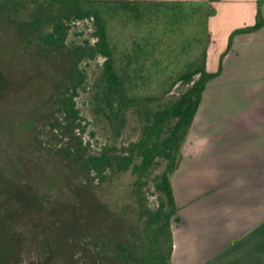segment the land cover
I'll return each instance as SVG.
<instances>
[{"label":"rangeland","instance_id":"rangeland-1","mask_svg":"<svg viewBox=\"0 0 264 264\" xmlns=\"http://www.w3.org/2000/svg\"><path fill=\"white\" fill-rule=\"evenodd\" d=\"M5 1L0 0V62H3L2 68L11 84L3 92L6 102L0 103V175L14 174L35 201L34 207L29 206L20 217V222L16 223L14 234L20 246L19 257L17 262L11 259L10 264H43L44 253L37 241L41 233L49 237L58 251L49 264H68L61 255L65 251L66 254L69 247L72 252H78L77 258L80 261L83 259L80 252L85 249L89 262L96 257V262L94 260L92 264H111L109 255L115 251L114 243L120 239L119 234L134 241L133 236L137 234L134 228L138 227L137 223L122 225L124 221L113 209L116 207L112 199L117 195L115 191L119 195H126L124 199L121 198L124 211H129L132 203L136 204L139 212L155 210L160 199L155 185L169 160L158 157L138 183L131 170L122 173L108 171V177L102 181L94 178V173H81L72 161L69 162V159L59 154L65 141L62 140L61 131H53L50 125L62 116L58 95H53L64 91L71 93L74 85H77L74 100L81 119L76 136L82 139L86 154L99 153L104 149L123 153L140 138L145 111L176 99L188 87L177 78L189 67L200 64L204 52L206 69L218 70L222 55L233 45L235 31L258 21L264 0H257L254 6L236 7L213 5L212 2L208 5L192 0H125L130 2L126 10H115L114 7L120 6L116 3L118 0H107L110 8L105 10L104 18L115 66L120 71L126 68L131 75L126 80L124 110L120 116L110 114L111 119L101 111V106L105 105L100 87L104 62L102 56L79 60L73 81L68 80L64 72L56 71L49 58H62L85 40L92 43V21L67 20L63 52L53 51L43 56L44 43L41 37L51 31L54 13L49 10L41 12L37 16L36 28L20 33L11 23L9 17L13 15V10L10 6L9 9L4 6ZM37 1H45L44 4L52 1L63 10L67 2ZM134 7L135 11L132 9ZM69 56L68 63L73 64L75 58ZM79 72L85 76L81 82ZM11 100V107L6 108ZM29 120L32 127L23 129L24 122ZM183 148L184 144L178 153L175 169L184 157ZM172 179L174 185L180 186V180L175 175ZM89 183L92 189L104 193L109 202V206L104 208L106 212L98 217L99 220L103 219L101 223L93 220L83 225L77 219V222L68 224L69 229L65 231L62 227L63 219L59 221L51 218L52 224L45 227L44 231L40 229L37 238L30 239V226L39 224L40 217L46 219L49 207L63 202L76 204L75 190L78 194L77 191L85 189ZM11 192L14 197V190ZM186 195L178 200L180 209L177 216L180 218L185 216V208L192 203V198ZM210 199L214 200L212 196ZM55 212L60 216L61 211L56 209ZM181 223L179 219L172 222V235ZM31 230L34 231L33 228ZM212 232H207L206 237H203L204 240L207 238V243L211 242L209 236ZM146 238L145 233L139 238L141 242L144 240V247L142 250L140 248L142 253L151 252L150 256L153 257L158 253L157 243L160 249L167 248L161 235L152 242ZM198 263L202 264H193Z\"/></svg>","mask_w":264,"mask_h":264},{"label":"trees","instance_id":"trees-1","mask_svg":"<svg viewBox=\"0 0 264 264\" xmlns=\"http://www.w3.org/2000/svg\"><path fill=\"white\" fill-rule=\"evenodd\" d=\"M29 2L31 3H29V7L27 8L23 6L20 8L17 6L15 7L16 11L18 10L17 14H22L21 18H23V20L18 22L22 29L29 28V31H31L33 28H36L38 24L37 16L41 12L49 10L54 13V22L51 31L46 32L41 37L44 43V55L53 51L63 52L61 50L65 48L67 20L92 21L93 42L91 43L90 40H85L82 44L76 45L69 54L64 56L62 59L63 64L64 61L65 63L69 61V55H71V58H75L72 69L71 67L67 69L65 74L73 81L76 75L75 68L79 60L84 57L95 58L97 56H102L104 62L102 64L103 71L100 76V87L102 89L101 99L105 105L101 106V111L109 118L111 116L110 114L120 116L124 110L126 80L131 75L127 72L126 68L120 71L115 66L113 49L108 39L104 18L105 10L110 8L107 5L108 1L67 0L64 5L65 10L61 9L58 4L52 1H47V5L36 0H31ZM116 3L120 4V6L114 7L115 10L119 8L121 10H126L129 8L128 6L130 4L129 1L125 0H118ZM7 9H9V7H7ZM132 9H134V11L136 10L135 7ZM263 24L264 19L259 13V19L254 25L237 29L235 34L256 30ZM222 56H224V54ZM205 60L206 53L204 52L200 64L189 67L178 76L177 80L184 81L188 87L176 99L164 105H160L156 109L145 111L144 125L140 138L136 142L131 143L123 153H115L110 149H104L99 153L86 154L85 147L82 146V139L76 136V129L80 126L79 120L81 119L74 100L77 93V85H74V89L70 94H67V91L61 94L60 111L63 115V119H56L55 125L62 129L61 132L63 137L67 139L66 145L63 148L67 159L72 161L76 169L81 173H87L88 175L94 173V178L97 177L102 181L108 177V171L122 173L131 170L136 179V183H138L144 174L152 168L158 157L169 160L166 169L159 176V181L155 185L160 193L159 204L155 210L146 209L139 212L136 210V204L132 203L130 210L124 211L123 207L125 206H123L122 202L126 195H119L115 191L118 196L115 195L113 198L110 196L115 201L116 207L113 209L124 221L122 225L126 223L131 225L138 224V227H136V229L134 228V231L138 234L133 236V238H135L134 241L127 240L123 234L117 233V235H120V239L115 241V251L109 255L111 257L109 260L111 264H173L171 261L173 250L172 222L178 220V216L177 205L171 184V174L177 165L178 153L186 139L195 114L197 113L206 85L210 79L219 75L222 70V64L220 63L218 70L215 72L208 71L206 69ZM61 67L63 68V65ZM134 71V75L136 76V70ZM59 72H63L62 69H60ZM79 73L80 75L78 77L81 82L85 76L81 72ZM25 188V185L15 182L12 191L14 190L17 203H19L21 207L28 209L29 206L34 207L35 201L33 200V196H30V194L28 196L26 194ZM77 192L78 194L75 190L76 204L73 205L72 203L67 204L63 202L62 204L57 203V206L53 205L49 207L48 217L45 216L47 220L40 217L41 222L32 225L34 231L29 229L30 238H37L42 227L47 224H52L51 218H55L59 221L63 219L64 222L62 227L65 231L69 229L68 224L77 222V219L80 220L78 223L83 225L89 224L90 221L93 220H97L101 223L103 219L99 220L98 217L100 218L101 214L106 212L104 209L107 208L106 205L109 206V202H107L104 193H98L96 189H92L90 183L86 185L85 189L81 188ZM129 196H131V193H129ZM56 209L61 211L60 216L56 215ZM126 215H128V219H126ZM77 227H79V225ZM37 229L39 230L38 233ZM143 233L147 236L146 240L150 242L154 239L158 240L161 235L164 240L162 241L164 244H167V248L160 249L159 243H157L156 247L158 253L153 255V257L150 256L151 252H147V254L144 252L142 253L141 250L144 247V240L141 242L139 238H141ZM69 249L71 248L69 247ZM80 253L83 258L82 261L78 260V252L76 251L66 253L67 256H71L67 261L70 264H92V261L94 262L96 259L95 257L94 260H90L89 262L88 259H86L88 256L85 249ZM73 255L75 257H73Z\"/></svg>","mask_w":264,"mask_h":264},{"label":"crops","instance_id":"crops-1","mask_svg":"<svg viewBox=\"0 0 264 264\" xmlns=\"http://www.w3.org/2000/svg\"><path fill=\"white\" fill-rule=\"evenodd\" d=\"M192 1L236 7L257 0ZM220 63L171 176L177 214L178 200L192 198L178 216L173 264H264V24L236 33Z\"/></svg>","mask_w":264,"mask_h":264},{"label":"flooded vegetation","instance_id":"flooded-vegetation-1","mask_svg":"<svg viewBox=\"0 0 264 264\" xmlns=\"http://www.w3.org/2000/svg\"><path fill=\"white\" fill-rule=\"evenodd\" d=\"M29 1H31V0H6L4 3V6H7V7L10 6L13 10L12 11L13 15L10 16L9 18H10L11 23L14 25L15 30L17 32L22 33L23 31H26L27 28L22 29V27L18 23L19 21H22L23 18H21V15H22L21 13L17 14L18 10L16 11L15 7L17 6L20 8L23 6V7L27 8V7H29V3H31ZM43 3H45V1ZM20 10H19V12H20ZM44 50L45 49H43V53H41L42 55H44V52H45ZM46 55H49V54H46ZM46 55H44V56H46ZM49 58H51L50 60H51L52 64L55 65L56 71H60V69H62V71L64 73H66L67 69H70V67L72 69V64H70L68 62L65 63V61L63 64L62 59L64 57H62V58L49 57ZM2 63L3 62H0V103L5 101L3 99L4 98L3 92L6 88L10 87V84H11V82L8 78V75L5 73V70L2 68V65H3ZM62 65H63V68L61 67ZM66 78L68 80H70L68 75H66ZM64 92H66V91H64ZM61 94L62 93L57 92L55 95H53L55 97L58 95L57 101H58V104L60 107H61V104H60ZM67 94H70V93H67ZM12 102L13 101L11 100L6 108L11 107ZM56 119L62 120L63 115L60 116V118L57 117ZM56 119L54 122L50 123V125L52 126L53 131H55V130L62 131L61 128L56 127V125H55L56 121H57ZM30 120H29V122H24L23 129H28V128L32 127ZM26 124H28L29 126H26ZM76 131H77V129H76ZM61 136H62V140L65 141V145H66L67 139L63 137L62 132H61ZM65 145H64V147H65ZM63 148L59 149V154L63 157H66V153L64 152ZM75 168H76V166H75ZM15 182H19V181H17L14 174H8L5 176L0 175V264H10L11 259L13 262H17V257H19L20 246H18V244H17L18 240L14 234V229L17 226L16 223L18 224L20 222L19 221L20 217L24 214V212L26 213L27 208L21 207L20 204L17 203V201L15 200V196L14 197L11 196L12 187L15 184ZM19 183H21V182H19ZM6 188H9V189H6ZM25 192L27 195L29 194L27 192V190ZM48 226L49 225L47 224L46 226L42 227V230L44 231L45 227L48 228ZM31 229H32V225L30 226V230ZM37 241H38V245H40V248L43 250V253H44L43 259H45V260H43L42 263L43 264H49L54 259V255L58 251L54 248L53 243L49 239V237L46 235L43 236L42 233H41V238H39ZM65 252L63 253V255H61V254L60 255L62 257H64L65 261H67V259H69V257H71V256L70 255L67 256L65 254ZM67 252L72 253V250L69 249V250H67Z\"/></svg>","mask_w":264,"mask_h":264}]
</instances>
